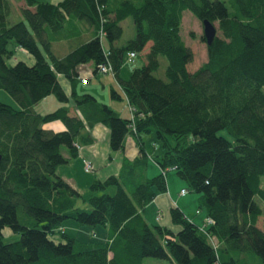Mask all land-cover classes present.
<instances>
[{"label": "trees", "instance_id": "trees-1", "mask_svg": "<svg viewBox=\"0 0 264 264\" xmlns=\"http://www.w3.org/2000/svg\"><path fill=\"white\" fill-rule=\"evenodd\" d=\"M14 9L19 20L11 18ZM186 10L220 33L205 44L206 60L193 71L187 69L193 51L180 33ZM128 17L135 33L119 45ZM62 40L74 41L57 53L53 43ZM19 49L25 57L10 63ZM129 52H135L132 62ZM140 53L144 63L123 75ZM98 74L113 79L107 99L123 100L127 115L78 91ZM0 89L16 105L0 101V264H143L149 257L264 264L263 211L256 202L264 198V0H0ZM50 95L60 105L38 113L35 105ZM51 122L62 126H44ZM96 124L109 129L112 151H123L129 134L138 153L82 195L56 170L80 145L93 143L89 129ZM144 133H154L162 148L151 158L160 168L153 176ZM169 170L187 193L198 194L199 225L177 206L170 208L176 231L144 218V207L166 191ZM110 186L113 193L106 192ZM66 220L100 226L105 236L82 242L61 230ZM5 227L19 238L4 242ZM55 232L62 240L49 236Z\"/></svg>", "mask_w": 264, "mask_h": 264}, {"label": "rangeland", "instance_id": "rangeland-1", "mask_svg": "<svg viewBox=\"0 0 264 264\" xmlns=\"http://www.w3.org/2000/svg\"><path fill=\"white\" fill-rule=\"evenodd\" d=\"M12 1H14V0H12ZM40 1L57 2L59 0H40ZM224 1H227V0H224ZM20 5H21V2H17L16 6L18 7ZM11 18H13L14 20H16V19L19 20L20 18H22L19 9H14L12 11ZM121 26H122L123 32H122V36L117 41V44H119V45L126 43L129 39H131L134 36V33H135L134 32V25H133V22H132L130 17L124 19L121 22ZM69 29H71L70 26L67 27V30H69ZM180 33H181V36L184 39L185 43L193 51L194 58H193L192 62H190L187 65V69L189 71H193L206 60V45L200 39L202 36V23L199 22L189 11H187V10L183 11L182 25H181V32ZM191 33H192V35H191ZM62 34H65V32L64 31L59 32V34L57 36L59 38H61ZM219 34L220 33L217 32V35H219ZM73 41L74 40H62V41L54 42L53 48H54V50H56L57 53H65L67 50H69V45L72 44ZM103 43L105 46H108V43H107L105 38H103ZM146 50H147V48L144 49V51H146ZM23 57H25V56L22 55L21 52H17L15 57L13 59L9 60V62L13 63V61L17 60L18 58H23ZM23 60H26V59L24 58ZM26 61H28V60H26ZM143 63H144V53H140V55H138L136 57V59L133 63L124 65L121 73L123 75H126L128 72H130V70L132 68L139 67ZM164 65L165 64H162V66H161L162 70L164 69ZM60 80L63 83H65V80L63 78H60ZM62 82H61V84H62ZM97 83L103 84L104 89H102L100 85L97 87ZM113 83H114L113 79L109 75L98 74L97 76H93L92 78H90V81L88 82V84L84 85L82 83H79L78 84V91L79 92L88 91V88L90 86H92L93 87L92 92L95 94L97 99L101 102H105L106 98L110 97L109 86ZM109 100H111L115 105H117V104L120 105V107L118 109L121 111V114H122V111H124L123 115L127 114V112L125 110L126 109L125 102L123 100L110 99V98H109ZM0 101L7 103V104H10L12 106H16L13 99L4 90H1V89H0ZM57 103L59 104V102L56 100L55 96L50 95L49 98H46V100H43L42 102L36 104L35 110L38 113L43 114V113L54 110L57 107L55 105ZM219 134L224 135L230 139V136L227 134V132L225 130H220ZM142 136H144V144H145V148L147 150V154L152 155L153 157L158 156V154L161 153L162 148H161L160 143H158L156 141L155 134L154 133H144V134H142ZM150 159H151V156H150ZM150 162H149V165L152 166L150 164ZM66 169H67V171L70 172V174L72 176H74V178L77 181V183L79 184L80 188H86V186L89 185L94 179H97V176L95 175V172L93 171L94 169L92 170V172L85 173V172H83V165L69 166ZM149 170H150V167H149ZM167 173H170V175H176L174 170H169ZM152 174L153 173H149L148 176H153ZM181 182L183 183L184 187L188 189L187 184L182 180H181ZM260 186L264 189V176L263 175L260 176ZM106 192L113 193L114 188L112 186H110L106 189ZM194 196H196V198H197L198 194L195 192L189 191L187 193V196H185V198L194 197ZM256 202L263 211V215L260 217V220H261L260 223H262L260 226H262L264 229V224H263L264 198L262 199V198L258 197V198H256ZM78 206L82 207V208H87V205L82 203L81 201L78 203ZM197 206H198V201H197V204H196V202L188 203L186 208H188L191 211V213L193 214L195 209L197 208ZM155 224H157V223H155ZM155 224H153V225H155ZM73 226L75 227L74 230L71 229ZM77 227H84L85 230H83L81 228V231H78L76 229ZM62 229L66 230V234H68V235L73 234L74 236L78 237V240H80L82 242L102 240L103 239V233L105 232L104 229H103V231L100 230V229H102V228H100V226H97L96 229L92 228L93 230H91V226L84 225V224L81 225V224L76 223L73 220H66L65 222H63V224L61 226V230ZM93 231L95 232V236H93V233H92ZM2 234H3L4 242L17 240L19 238L17 234H13L11 232V230L7 227L3 228ZM49 236L52 239H54L55 241L62 240V236L59 232H55L53 234H50ZM172 263L168 260L156 259V258H151V257L145 258L144 262H143V264H172Z\"/></svg>", "mask_w": 264, "mask_h": 264}, {"label": "crops", "instance_id": "crops-1", "mask_svg": "<svg viewBox=\"0 0 264 264\" xmlns=\"http://www.w3.org/2000/svg\"><path fill=\"white\" fill-rule=\"evenodd\" d=\"M18 52H21V50ZM90 70H91V65L87 64V65H84V67L81 69V73H86L85 74L86 76ZM99 85L101 86L102 89H104L103 84L97 83V87ZM63 87L65 88L66 91H69V86L66 81L65 83H63ZM92 91H93V87L90 86L88 88V91H85V92H89L95 95ZM46 98H49V96L45 97L38 103L42 102L43 100H46ZM105 102H107V104L111 106L112 108L119 110L118 108L120 107V105L118 104L115 105L111 100L107 98ZM55 105L58 107L60 104L57 103ZM123 112L124 111H122L121 116H125L123 115ZM44 126L48 128L58 129V128H61L62 125L59 122H51V123L45 124ZM89 133L91 134L93 138V143L89 145H80V147L77 149V156L71 157V158L68 157L67 150L63 148L62 153L65 157H68V160L66 163L60 165L56 170V173L58 176L63 178L65 181H67L72 187H74L82 195H87L89 193V185L91 183L87 185L86 188H80L74 176H72L70 172L67 171L66 169L67 167L75 166V165L76 166L83 165L82 159H88L94 165L93 171L95 172L97 179L103 181L108 176L113 175V174L115 175L118 173L124 157L133 158L138 153V147L135 144L131 135L129 134H127L124 137L123 151H112L109 145L110 131L107 127L101 124H96L92 128L89 129ZM143 144H144V136H143ZM143 146L147 153L145 144ZM149 156H151V158H154L152 155H149ZM150 161L151 159L149 158V162ZM150 164L152 166L149 165L150 170L148 168L147 175L149 173H153L152 175H156L160 171V168L153 160L150 162ZM165 180H166V191L162 193H157L155 197L153 198V200L144 207L143 215L146 221L150 225L157 223L155 225L165 226L169 229H172L173 231H176L179 229V226L175 225L172 222V219L170 216V208L173 206H177L184 213L187 219L199 225L203 221L204 211L201 210L200 213L198 214H196L194 211V213L192 214L191 211L188 208H186L188 203L196 202L197 204L198 196L197 198L196 196L185 198V196H187V193L184 195H181L180 189H182L184 185L181 182V179L177 177V175H170V173H166ZM74 226L71 228L72 230L75 229ZM81 228L85 230L84 227H77L76 229L78 231H81ZM100 230L103 231V228ZM105 233H106V230L103 233V237L105 236ZM73 237L78 239V237L74 235Z\"/></svg>", "mask_w": 264, "mask_h": 264}, {"label": "water", "instance_id": "water-1", "mask_svg": "<svg viewBox=\"0 0 264 264\" xmlns=\"http://www.w3.org/2000/svg\"><path fill=\"white\" fill-rule=\"evenodd\" d=\"M202 36L205 40L206 45H211L215 36L217 35V27L211 21L205 19L202 22ZM2 157L0 154V161Z\"/></svg>", "mask_w": 264, "mask_h": 264}, {"label": "built area", "instance_id": "built-area-1", "mask_svg": "<svg viewBox=\"0 0 264 264\" xmlns=\"http://www.w3.org/2000/svg\"><path fill=\"white\" fill-rule=\"evenodd\" d=\"M134 58H135V52H129L128 57H127L126 60H127V62H132L134 60ZM101 70L105 71V72L108 71V70L112 71V69L110 67H108V66L105 67V65L101 66ZM87 80H88V75L84 76V78L81 79L82 83H87ZM84 164H85V168H84L85 172H90V171H92L94 169V167H93L94 165L89 160H84ZM186 193H187L186 189L182 188L180 190V194L181 195H184ZM206 221L209 222L210 219L207 218Z\"/></svg>", "mask_w": 264, "mask_h": 264}]
</instances>
